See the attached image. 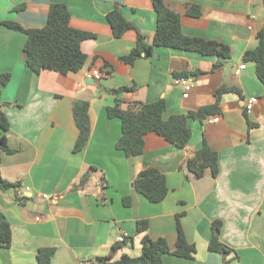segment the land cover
Masks as SVG:
<instances>
[{
  "label": "crops",
  "instance_id": "1",
  "mask_svg": "<svg viewBox=\"0 0 264 264\" xmlns=\"http://www.w3.org/2000/svg\"><path fill=\"white\" fill-rule=\"evenodd\" d=\"M164 3L180 16L185 36L223 44L229 57L156 47L133 64L121 61L137 46L138 33L129 30L116 38L108 15L118 10L152 44L158 22L152 0H0V75L11 74L0 97L13 151L1 153L0 171L4 180L18 185L0 193V214L12 232L11 245L0 246V264H39L44 249L55 251L50 264L90 263L112 255L116 246L114 261L124 255L137 258L145 236L165 238L174 250L178 223L197 253L194 259L167 254L163 264H264V85L255 63L244 61L259 45L264 1ZM53 4L65 5L70 27L89 35L81 43L87 60L78 72L36 74L26 64L27 35L2 25L44 28ZM192 8L199 14L190 15ZM94 71L100 78L92 76ZM180 78L193 83L188 99L176 83ZM121 88L128 91L112 93ZM221 89L227 91L218 100ZM253 97L257 102L247 115L245 106ZM160 100L166 103L164 120L207 107L216 110L188 121L192 137L185 148L151 132L144 153L127 157L116 148L122 121L110 118L108 109L118 104L136 112ZM76 102L90 104L91 136L80 152H75ZM200 143L217 152V177L210 169L202 178L189 170L188 160ZM147 168L166 179L169 192L160 203L133 187ZM88 172L90 180L79 185ZM143 221L148 229L140 233ZM217 221L222 222L219 233L213 228ZM122 232L129 237L119 244ZM214 235L232 249L230 255L209 250Z\"/></svg>",
  "mask_w": 264,
  "mask_h": 264
},
{
  "label": "trees",
  "instance_id": "2",
  "mask_svg": "<svg viewBox=\"0 0 264 264\" xmlns=\"http://www.w3.org/2000/svg\"><path fill=\"white\" fill-rule=\"evenodd\" d=\"M152 3L158 14L157 30L152 44H147L146 37L137 26L125 19L118 10L108 15V21L116 38H121L129 30H135L138 33L137 46L128 56L122 57L121 61L133 64L141 58L142 54L151 55L156 47L193 51L206 56L229 57L230 52L223 44L185 36L182 32L180 16L170 10L165 5L164 0H152ZM189 13L190 15H198L199 10L192 8ZM70 19V12L65 5L53 4L50 7L48 22L44 28L25 29L14 22H4L2 25L27 35L25 45L26 64L33 72L40 74L44 70H50L67 75L71 72H78L85 65L87 57L81 50V43L89 37L86 33L72 29ZM257 38L259 40L258 47L255 50L248 51L244 61L255 63L256 75L264 85V27L257 34ZM183 76L185 75H178L177 77ZM10 80V73L0 75V92L8 85ZM122 91H128V89L121 88L112 91V93L119 94ZM225 91L227 90L221 89L218 92V100L221 99V95ZM5 105L0 97V155L1 153H13L8 146L7 132L10 129V122L4 112ZM89 108L90 104L88 102H76L73 107L74 119L79 129L75 152L82 151L91 136ZM165 109L166 103L164 100L142 105L141 110L136 112L124 111L118 104L110 107L108 116L119 118L122 121V136L117 141L116 148L123 151L129 158L140 156L144 153L145 136L151 132L158 134L178 148H185L192 137V130L188 125V121L213 114L216 107L202 108L198 112H190L187 115L172 116L168 120L163 118ZM187 166L197 178H202L207 169H210L213 176L217 177L219 174L218 154L205 144L202 149L196 152L194 157L188 160ZM90 178L88 172L81 178L79 185L84 186ZM13 187L17 188L18 185L4 180L0 171V193ZM133 187L152 203L164 201L169 192L165 177L157 170L150 168L139 173ZM221 227L222 222H214V231L219 233ZM147 229L148 222L138 223L140 233L146 232ZM11 242L10 224L0 214V246L7 248L11 245ZM142 245L140 257L132 258L124 255L120 260L114 261L113 254L119 247L116 246L112 251V255L94 259L89 264H163V257L167 254L185 259H194L197 253L196 247L188 242L179 223L178 241L174 250L165 238L153 240L149 236H145ZM209 250L224 256H228L232 252V249L219 240L218 235H214L211 239ZM54 253V249L40 250L38 263L50 264Z\"/></svg>",
  "mask_w": 264,
  "mask_h": 264
},
{
  "label": "built area",
  "instance_id": "3",
  "mask_svg": "<svg viewBox=\"0 0 264 264\" xmlns=\"http://www.w3.org/2000/svg\"><path fill=\"white\" fill-rule=\"evenodd\" d=\"M245 65L241 66L240 67V70L242 69H245ZM93 77H96V78H100L101 76V73L98 72V71H94L93 74H92ZM89 78H91V76H89ZM176 83L178 85H181L184 89V92H183V98L184 99H188L192 90H193V83L191 81H189V79L187 78H180L176 81ZM257 102V98L253 97V98H250L245 106V112L247 115H250L253 113L254 111V105L256 104ZM220 120L219 117L215 118L213 120L214 123H218ZM27 190H29V188H27ZM45 199H49V196L48 195H44L43 196ZM55 199H58L57 197ZM37 220H40V218H36ZM129 237V235L125 232H122V234L120 235L119 237V244H124L127 240V238ZM81 264H89V263H85V262H82Z\"/></svg>",
  "mask_w": 264,
  "mask_h": 264
},
{
  "label": "water",
  "instance_id": "4",
  "mask_svg": "<svg viewBox=\"0 0 264 264\" xmlns=\"http://www.w3.org/2000/svg\"><path fill=\"white\" fill-rule=\"evenodd\" d=\"M202 147H203V144L200 143V144L195 148V150H196V151H199Z\"/></svg>",
  "mask_w": 264,
  "mask_h": 264
}]
</instances>
